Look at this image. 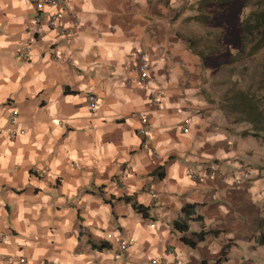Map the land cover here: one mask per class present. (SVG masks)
Masks as SVG:
<instances>
[{
	"label": "clouds",
	"instance_id": "9594fccd",
	"mask_svg": "<svg viewBox=\"0 0 264 264\" xmlns=\"http://www.w3.org/2000/svg\"><path fill=\"white\" fill-rule=\"evenodd\" d=\"M175 7L0 0V264H264V139L204 95Z\"/></svg>",
	"mask_w": 264,
	"mask_h": 264
},
{
	"label": "trees",
	"instance_id": "16d2710c",
	"mask_svg": "<svg viewBox=\"0 0 264 264\" xmlns=\"http://www.w3.org/2000/svg\"><path fill=\"white\" fill-rule=\"evenodd\" d=\"M234 0H202L198 3L201 7L199 14L194 20L200 24H208L210 15H203L202 8L206 3L209 4H230ZM244 7H250L248 14L241 24L240 47L234 54L229 55V64L248 62L247 66L242 67V72H251L250 84L240 85L237 81L232 83L230 92L225 96L224 104L221 106L222 111L228 116H232L233 124L246 123L251 126L254 138L264 139V0H243ZM189 48L204 59L206 55L218 54L227 51V47L220 43L216 49L201 52L197 51L196 40L187 39ZM245 86V87H244ZM195 207L189 205V209ZM189 209H185L186 211ZM147 215L146 209H143ZM182 227V225H177ZM264 219L258 224L259 235L256 238L258 245L264 246ZM219 232H215L218 235ZM202 239V237H200ZM192 247L195 244L191 240L183 241ZM226 250L223 251V254Z\"/></svg>",
	"mask_w": 264,
	"mask_h": 264
},
{
	"label": "rangeland",
	"instance_id": "374dc122",
	"mask_svg": "<svg viewBox=\"0 0 264 264\" xmlns=\"http://www.w3.org/2000/svg\"><path fill=\"white\" fill-rule=\"evenodd\" d=\"M230 4H215V7L220 8H217V10H214L215 13H212L213 4L206 3L202 8V13L203 15L215 16V21L210 20L205 25L191 20L193 23H191L187 31L190 37L196 40L197 51L205 53V51L216 49L220 43L227 47V51L224 53L213 54L214 56L222 55L223 61L216 64L211 74L209 72V76L206 78L207 85L204 89V94L210 103L219 106L220 109L224 104L225 96L230 92L229 89L232 87L233 82L237 81L240 85L250 84L252 82V73L242 72V67L250 64H247V61L246 63L229 64L230 57L228 56V54L236 53L240 47L241 24L251 8L244 7L243 0H234L233 6H230ZM190 6L196 7L197 4L192 3ZM232 9L234 10V20H231ZM213 55H206L205 57H211ZM231 117L229 116L231 121H233ZM232 127L234 130L241 129L242 136H250L251 134L249 133H252L251 126L246 123L236 124ZM262 232L264 233V227L262 228Z\"/></svg>",
	"mask_w": 264,
	"mask_h": 264
},
{
	"label": "crops",
	"instance_id": "0c3cea01",
	"mask_svg": "<svg viewBox=\"0 0 264 264\" xmlns=\"http://www.w3.org/2000/svg\"><path fill=\"white\" fill-rule=\"evenodd\" d=\"M202 1V0H178V7L172 8L169 13L167 14L168 16V24L170 25H174V27L171 29L174 39L177 42H180L182 44V46L186 47L187 49H189L191 51L192 56H197L195 53H193V51L189 48L187 39H192V37H190L188 29L191 26V23H193L194 17L197 16V13L199 14L201 7L198 5V3ZM192 3H196L197 6L193 7L190 6ZM189 5V7H188ZM230 6H233V2L230 4ZM165 7H167V0H165ZM194 8V9H193ZM213 10L212 13H215L214 10H217V8L220 7H215V5H213ZM231 20H234V10H231ZM215 16L210 15V20L215 21ZM196 22V21H195ZM207 25V24H206ZM39 40V39H37ZM228 40V39H226ZM53 47H55V45H53ZM227 55V53H226ZM225 56V55H224ZM229 56V54H228ZM226 57V56H225ZM221 61H223L222 55H213L211 57H205L204 59H201L199 57V62H198V67L201 69V76L199 77V79H201L202 83L206 86L207 82H206V78H208V74L210 72H212V70L216 67L217 63H220ZM210 69V71H209ZM205 89V88H204ZM205 95V94H204ZM216 109L218 111V114L220 116L221 119H223L226 123V125L228 126L230 131L236 132L238 135H241V129L234 130L233 129V121H231V119L229 118V116H227V114H225L222 109L219 108V106L215 105ZM124 121H118V123H123ZM242 137H248V136H242ZM215 163L219 164L220 161H215ZM241 163H243V161H241ZM163 171V168L157 169L156 172H154L153 174L156 175L160 172ZM210 171V170H209ZM218 177L220 175L219 172H217L216 174ZM209 185H212L213 191L218 190L217 187H215V185L218 184V181H209L208 182ZM229 199H231V197H229ZM194 207H196L195 205H192ZM201 209H206L204 215H207L209 217V219H212L215 216V202H212L210 199L208 201H206L204 204L200 205ZM195 209V208H194ZM193 209V210H194ZM147 212V209H146ZM197 219L202 223L204 216H199L197 217ZM263 219H260L259 217H257L254 214H247L245 216V222L243 224V228H242V232L245 236V238L249 241H255L256 243V238L259 235V229H258V224L262 221ZM219 232V231H217ZM220 233L217 235L219 236ZM236 246V247H240V245L235 244V241L229 240L226 244V246L224 247L223 251L226 250V253L223 254V252L221 253L223 259H217L215 261V264H227V256H228V252L230 250V248L232 246ZM109 248L111 247V245H107ZM261 246V245H260ZM196 245L193 247L195 248ZM264 247V246H262ZM253 251H255V246H253L252 248ZM201 264H209V261L207 259L202 260Z\"/></svg>",
	"mask_w": 264,
	"mask_h": 264
},
{
	"label": "built area",
	"instance_id": "2783aa9c",
	"mask_svg": "<svg viewBox=\"0 0 264 264\" xmlns=\"http://www.w3.org/2000/svg\"><path fill=\"white\" fill-rule=\"evenodd\" d=\"M38 15H41L40 13H38ZM36 39H39V34H36L35 36ZM211 173V170L209 171Z\"/></svg>",
	"mask_w": 264,
	"mask_h": 264
}]
</instances>
